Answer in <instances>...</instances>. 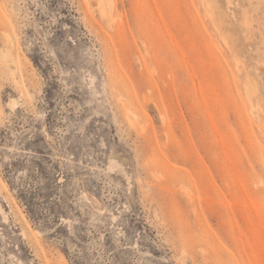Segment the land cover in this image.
Wrapping results in <instances>:
<instances>
[{"label":"rangeland","instance_id":"1","mask_svg":"<svg viewBox=\"0 0 264 264\" xmlns=\"http://www.w3.org/2000/svg\"><path fill=\"white\" fill-rule=\"evenodd\" d=\"M100 9L0 0V264H264V0Z\"/></svg>","mask_w":264,"mask_h":264},{"label":"bare ground","instance_id":"2","mask_svg":"<svg viewBox=\"0 0 264 264\" xmlns=\"http://www.w3.org/2000/svg\"><path fill=\"white\" fill-rule=\"evenodd\" d=\"M89 1H90L91 6L93 5L94 8L100 9V3H102V0H89ZM100 12L103 13V9H100Z\"/></svg>","mask_w":264,"mask_h":264}]
</instances>
